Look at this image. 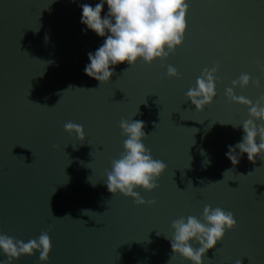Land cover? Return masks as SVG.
Returning a JSON list of instances; mask_svg holds the SVG:
<instances>
[{
  "label": "water",
  "instance_id": "1",
  "mask_svg": "<svg viewBox=\"0 0 264 264\" xmlns=\"http://www.w3.org/2000/svg\"><path fill=\"white\" fill-rule=\"evenodd\" d=\"M97 2L0 0V234L27 242L47 231L52 241L48 261L34 251L14 264H191L166 236L206 205L238 223L204 264H264V159L234 153L233 164L226 155L250 118L227 88L247 73L252 81L234 94L264 97V0H189L174 53L118 64L104 84L83 71L103 38L82 31L79 5ZM211 68L217 95L197 110L186 92ZM123 119L144 121L143 142L168 166L155 190L137 189L155 204L113 195L104 182L123 151ZM69 121L83 125V141L65 131Z\"/></svg>",
  "mask_w": 264,
  "mask_h": 264
},
{
  "label": "clouds",
  "instance_id": "2",
  "mask_svg": "<svg viewBox=\"0 0 264 264\" xmlns=\"http://www.w3.org/2000/svg\"><path fill=\"white\" fill-rule=\"evenodd\" d=\"M79 7L80 22L85 26L82 31L87 33L91 30L103 38L98 48L87 53L89 62L83 71L104 84L110 81L118 64L127 62L131 67L139 60L151 64L158 59L163 61L174 53L183 43L187 32L190 5L189 0H98L94 5L82 3ZM216 71V68L205 69L197 77L195 86L186 92L197 110H203L217 95ZM167 75L179 76V73L174 66L168 65ZM251 81L249 74H242L238 80L232 81L233 87L226 90V95L231 100L249 106L250 118L241 125L243 136L235 145H229L226 153L233 164L239 162L234 153L239 157L246 153L250 161H255L257 157L264 159V97L253 103L236 96L233 91L234 87L247 86ZM256 86H261L259 80L256 81ZM119 127L126 139L120 157L112 160L111 168L106 172L104 182L107 189L113 195L131 196L137 204H155V200H145L137 189L155 190L159 186V178L168 166L164 161L155 159L143 142L147 136L143 120L123 119L119 122ZM64 129L70 134L75 133L81 141L86 138L81 124L69 121L64 124ZM201 154H204L203 150ZM204 163L208 164L210 161L205 160ZM89 212L92 211L84 210L83 214L87 215ZM237 223L231 211L206 205L201 217L189 215L174 220L171 225L172 234L166 238L170 240L173 256H182L191 261V264H204L205 253L216 246ZM196 244L199 247H195ZM51 250L52 241L47 231L27 242L0 234V252L7 256V264H14L22 255H32L34 251H39L40 261L46 262ZM0 264H4V261H0Z\"/></svg>",
  "mask_w": 264,
  "mask_h": 264
}]
</instances>
